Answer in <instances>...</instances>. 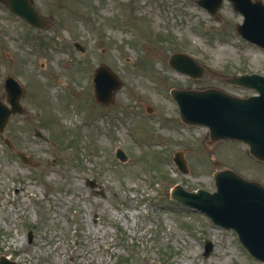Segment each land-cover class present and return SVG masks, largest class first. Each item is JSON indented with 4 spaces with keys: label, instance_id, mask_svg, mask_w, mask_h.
<instances>
[{
    "label": "rangeland",
    "instance_id": "374dc122",
    "mask_svg": "<svg viewBox=\"0 0 264 264\" xmlns=\"http://www.w3.org/2000/svg\"><path fill=\"white\" fill-rule=\"evenodd\" d=\"M33 2L48 19L43 29L0 1V99L8 75L24 90V112L0 133V254L19 264H264L234 230L170 196L176 184L214 190L212 173L221 168L264 185V162L246 144H207L208 129L184 124L170 94L209 86L252 91L224 80L264 74V48L236 31L243 15L229 0L217 16L196 0ZM177 51L203 65L201 77L168 64ZM101 63L122 82L108 105L93 94ZM176 150L187 173L172 160ZM206 240L212 249L203 255Z\"/></svg>",
    "mask_w": 264,
    "mask_h": 264
},
{
    "label": "water",
    "instance_id": "95a60500",
    "mask_svg": "<svg viewBox=\"0 0 264 264\" xmlns=\"http://www.w3.org/2000/svg\"><path fill=\"white\" fill-rule=\"evenodd\" d=\"M9 10L25 19L32 26L43 27L46 20L40 16L33 5V0H1ZM222 0H198L209 12L214 13ZM233 7L240 11L243 22L237 30L243 37L264 47V5L261 0H231ZM78 49L83 47L75 43ZM169 63L178 71L199 77L203 68L194 59L184 53H173ZM94 95L101 103L113 101L115 91L122 85L116 74L108 66L101 64L94 74ZM231 84L254 87L259 95L239 97L216 88L180 89L172 88L171 95L177 102L180 119L186 124H198L208 127V141L213 143L223 139H234L247 143L249 153L264 161V76L255 73L239 74L226 77ZM8 107L0 100V132L3 131L11 113L23 112L20 97L22 87L11 76L4 82ZM148 111L152 108L148 106ZM39 134V132L37 133ZM9 145L10 141L5 139ZM17 154L24 162L27 157L21 151ZM116 155L126 158L121 149ZM178 169L187 172L182 151H176L173 157ZM216 190H185L175 185L171 190L172 198L183 204L207 213L212 220L225 228H233L239 240L250 254L264 261V186L255 180H248L235 171L224 168L214 172ZM91 186L93 181L89 182ZM31 238V232L29 233ZM212 246L206 242L207 255ZM0 264H17L15 261L0 256Z\"/></svg>",
    "mask_w": 264,
    "mask_h": 264
}]
</instances>
